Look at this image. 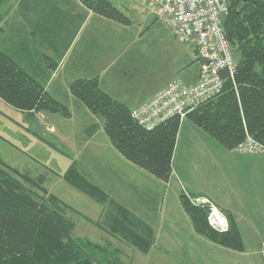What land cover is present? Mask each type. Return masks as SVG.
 Instances as JSON below:
<instances>
[{
    "label": "trees",
    "instance_id": "trees-1",
    "mask_svg": "<svg viewBox=\"0 0 264 264\" xmlns=\"http://www.w3.org/2000/svg\"><path fill=\"white\" fill-rule=\"evenodd\" d=\"M82 2L108 19L129 22L109 0ZM35 5V13L44 22L41 35L38 34L41 41L55 46L63 44L68 23L56 14L50 17L45 9L41 12L39 8L54 5L51 2ZM223 28L235 57V71H221L222 91L185 118L226 149H234L246 135L264 145V0H228ZM33 42L35 46L36 41H22L23 51ZM192 52L199 62L198 51L192 47ZM173 81H182L187 86L194 84L181 78ZM70 92L98 120L86 127L89 139L104 130L123 159L163 182L170 180L178 134L185 118L173 117L146 129L132 118V109L100 87L97 78L74 81ZM0 100L24 114L46 112L72 119L67 104L52 98L43 85L5 52H0ZM64 178L96 202L112 205L97 223L98 228L145 255L151 251L155 234L151 227L137 221L77 167L71 168ZM45 180L44 176L35 178L22 173L0 159V264H105L100 255L107 250L89 240L75 238L76 226L68 215L74 209L51 194ZM194 198L181 195V204L195 231L221 247L242 252L244 242L236 224L231 222L227 232L214 230L208 223L209 208L194 205ZM112 258H106L108 263L114 264Z\"/></svg>",
    "mask_w": 264,
    "mask_h": 264
},
{
    "label": "crops",
    "instance_id": "crops-1",
    "mask_svg": "<svg viewBox=\"0 0 264 264\" xmlns=\"http://www.w3.org/2000/svg\"><path fill=\"white\" fill-rule=\"evenodd\" d=\"M45 1L54 5L50 6L51 8L38 7L41 12L47 11L50 17L56 14L69 25L66 41L61 45H48L39 38L44 22L35 13V3ZM146 12L148 21H157L147 10ZM155 24L160 28L162 37L172 36L173 50L170 51L167 46L162 49L161 55L156 53L157 56H154L153 50L149 48V52L130 56L131 45L137 41V36L134 34L132 37L129 31L130 20L128 23H121L108 19L94 12L82 0H2L0 52L13 57L19 67L43 85L52 98L66 103L69 108L86 111L85 114L92 120L95 117L70 92V86L76 80L97 78L103 90L132 110L149 101L177 78L185 79L188 84L197 80L200 65L196 57H192L195 63L193 66L187 69L186 65L187 53L191 54L192 47L178 42L169 29H161L164 25L159 21ZM107 33L111 35L109 43L105 41ZM115 34H118L117 37ZM26 39L36 41V45L34 46L33 42L28 50L23 51L21 43ZM176 42L181 47L176 45ZM73 119L74 114L68 121ZM188 120L183 119L180 128V139L183 132L186 136V167L173 171V175H177V182L174 184L181 187V195L186 193L209 200L222 212L229 225L231 222L235 223L245 248L238 252L221 247L210 240L209 247L203 239L205 237L193 228L195 237H189L199 240L202 245L193 246L189 243L191 254L203 256L205 244L206 248L216 251H213L216 263L228 262L234 256L244 254L246 249L252 250L257 246L250 244V239L258 242L259 237L264 235V155L242 154L233 149H226ZM94 137L90 140L85 138V142L90 143ZM190 158H193V166L190 164ZM197 158L203 159L201 167L198 164L197 168H194ZM173 193L175 194V187ZM180 206L181 209L177 207V211L186 222L185 227L191 230L189 222L192 221L181 203ZM177 230H181L178 224L170 227L168 232L174 233L178 232ZM160 238L157 235L147 256L160 251L165 255L166 261L177 260L185 264L182 258L172 256L180 244L172 241V245L167 242L160 243ZM261 247H264V241Z\"/></svg>",
    "mask_w": 264,
    "mask_h": 264
},
{
    "label": "rangeland",
    "instance_id": "rangeland-1",
    "mask_svg": "<svg viewBox=\"0 0 264 264\" xmlns=\"http://www.w3.org/2000/svg\"><path fill=\"white\" fill-rule=\"evenodd\" d=\"M109 1L131 21L129 28L131 36L134 34L137 36V41L131 45L130 56L144 54L150 49L153 50L154 56H157L156 53L161 55L162 49L167 46L170 51L173 50L172 36L162 37L160 28L155 24L157 21H148L146 10L137 0ZM161 29L168 31L166 26ZM117 35L115 34L116 37ZM110 37V33H107L105 37L107 43L110 42ZM176 45L180 46L178 42ZM193 56L192 51L190 55L187 53V69L195 64L192 61ZM69 109L72 116L74 114L72 121L63 119L61 115L50 116L52 114L46 112L22 114L0 100V159L22 173H28L35 178L45 177L46 189L74 209L68 215L76 226L75 238L79 241L89 240L105 248L107 253L100 255L104 257L105 264H111L106 260L110 256L113 257L114 264L181 263L177 260L166 261L165 255L160 251L147 256L120 238L112 237L107 231L98 228L97 223L103 219L107 210L112 209V205L109 202L98 203L70 185L64 176L73 167L83 172L91 183L101 188L113 201L130 211L137 221L151 227L155 233L154 242L158 235L161 237L160 243L167 242L169 245H172V242L179 243L180 245L175 248L177 252L172 256L182 258L185 264H264V247H261L264 235L259 237L258 242L250 239V244L257 246L252 250L246 249L244 254L234 256L228 262H215L213 255L216 251L205 247L207 245L210 247L211 243L208 238H203L204 236H200L207 243L203 246V256L191 254L189 243L193 246H200L202 243L189 237H195L194 227L189 222L191 230L187 229L186 222L177 211V207L181 209V187L174 184L177 182V175H172L166 183L127 163L112 146L102 129L90 143L85 142V138H88L86 127L98 120L96 118L89 120L86 111L75 107ZM185 143V132L181 139L179 132L173 171L179 167H186ZM202 160L197 158V165L194 168H197L198 164L201 167ZM191 163L193 166V158H190ZM176 224L181 226V230L169 233L170 227ZM91 253H94L93 249Z\"/></svg>",
    "mask_w": 264,
    "mask_h": 264
},
{
    "label": "built area",
    "instance_id": "built-area-1",
    "mask_svg": "<svg viewBox=\"0 0 264 264\" xmlns=\"http://www.w3.org/2000/svg\"><path fill=\"white\" fill-rule=\"evenodd\" d=\"M158 18L175 39L198 51V81L190 86L173 81L149 101L132 110V118L146 129H153L173 117L185 118L199 105L222 91L221 71H235V57L223 23L228 0H137ZM242 154L264 155V145L250 135L234 149ZM196 206L209 208L208 223L218 232H227L229 223L222 212L205 198H194Z\"/></svg>",
    "mask_w": 264,
    "mask_h": 264
},
{
    "label": "water",
    "instance_id": "water-1",
    "mask_svg": "<svg viewBox=\"0 0 264 264\" xmlns=\"http://www.w3.org/2000/svg\"><path fill=\"white\" fill-rule=\"evenodd\" d=\"M244 2H248L249 0H243Z\"/></svg>",
    "mask_w": 264,
    "mask_h": 264
}]
</instances>
